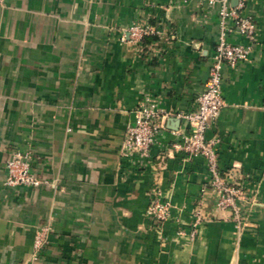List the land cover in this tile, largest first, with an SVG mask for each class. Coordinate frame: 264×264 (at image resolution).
<instances>
[{
  "label": "crops",
  "instance_id": "obj_1",
  "mask_svg": "<svg viewBox=\"0 0 264 264\" xmlns=\"http://www.w3.org/2000/svg\"><path fill=\"white\" fill-rule=\"evenodd\" d=\"M256 24L250 57L225 65V106L207 136L221 138L222 168L247 175L246 224L205 205L187 230L209 172L201 156L170 149L188 125L175 115L150 155L124 148L147 96L190 112L209 78L217 8L202 0H0V264H264V0H248ZM134 22L161 31L128 41ZM235 42L247 43L238 34ZM30 151L47 183H5L15 151ZM159 184L174 205L147 215ZM42 226L46 244L34 247ZM184 229L186 233H179Z\"/></svg>",
  "mask_w": 264,
  "mask_h": 264
},
{
  "label": "built area",
  "instance_id": "obj_2",
  "mask_svg": "<svg viewBox=\"0 0 264 264\" xmlns=\"http://www.w3.org/2000/svg\"><path fill=\"white\" fill-rule=\"evenodd\" d=\"M188 1V0H184ZM205 4L217 8L218 34L209 78L204 91L199 95L198 105L190 112L173 114L162 108L157 100L145 97L134 109V123L129 126L124 140V148L128 152H136L143 157L150 155L151 147L158 135L166 129V120L175 115L188 125V132L178 131L170 144L171 151L182 152L187 157L201 156L205 159L209 178L201 187L200 194L192 210V221L186 231L191 239H195L199 228L209 217L205 205L210 202L215 212L224 214L223 218L231 219L238 229L246 224L245 187L247 175L238 163L222 168L219 158L221 138L218 135L208 137L207 132L219 117L225 106L222 93L225 65L236 66L247 60L252 52L256 24L251 15L246 13L248 0H202ZM128 41L143 44L145 38L161 34L157 26L147 22H134L127 29ZM234 34L245 37L248 42L231 40ZM30 151H15L7 162L5 183L9 186L27 185L38 188L47 183L32 170ZM147 215L156 224H163L172 216L173 203L163 194L159 184H155L149 192ZM48 226H42L35 237L34 247L39 250L46 244ZM180 229L179 233H186Z\"/></svg>",
  "mask_w": 264,
  "mask_h": 264
},
{
  "label": "water",
  "instance_id": "obj_3",
  "mask_svg": "<svg viewBox=\"0 0 264 264\" xmlns=\"http://www.w3.org/2000/svg\"><path fill=\"white\" fill-rule=\"evenodd\" d=\"M237 3V0H232V4L235 5Z\"/></svg>",
  "mask_w": 264,
  "mask_h": 264
}]
</instances>
